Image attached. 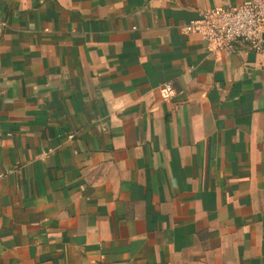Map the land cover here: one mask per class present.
I'll list each match as a JSON object with an SVG mask.
<instances>
[{
	"label": "crops",
	"instance_id": "obj_1",
	"mask_svg": "<svg viewBox=\"0 0 264 264\" xmlns=\"http://www.w3.org/2000/svg\"><path fill=\"white\" fill-rule=\"evenodd\" d=\"M251 1L0 0V264H264V49L184 31Z\"/></svg>",
	"mask_w": 264,
	"mask_h": 264
},
{
	"label": "built area",
	"instance_id": "obj_2",
	"mask_svg": "<svg viewBox=\"0 0 264 264\" xmlns=\"http://www.w3.org/2000/svg\"><path fill=\"white\" fill-rule=\"evenodd\" d=\"M187 34H196L212 52L234 55L243 44L264 49V0H252L243 6L215 8L200 12L185 27ZM163 100L175 99L179 92L171 83L160 88Z\"/></svg>",
	"mask_w": 264,
	"mask_h": 264
}]
</instances>
